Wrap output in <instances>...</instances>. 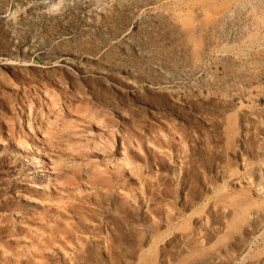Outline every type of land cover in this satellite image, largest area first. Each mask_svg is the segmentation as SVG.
Masks as SVG:
<instances>
[{
	"label": "rangeland",
	"instance_id": "1",
	"mask_svg": "<svg viewBox=\"0 0 264 264\" xmlns=\"http://www.w3.org/2000/svg\"><path fill=\"white\" fill-rule=\"evenodd\" d=\"M0 264H264V0H0Z\"/></svg>",
	"mask_w": 264,
	"mask_h": 264
}]
</instances>
